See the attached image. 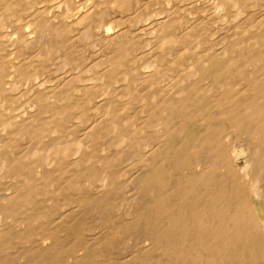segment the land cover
Listing matches in <instances>:
<instances>
[{"label":"bare ground","instance_id":"6f19581e","mask_svg":"<svg viewBox=\"0 0 264 264\" xmlns=\"http://www.w3.org/2000/svg\"><path fill=\"white\" fill-rule=\"evenodd\" d=\"M37 1L0 0V27L10 22L13 25L10 19L18 18H24L22 24L29 27L19 28L16 21V30L11 29L15 33L8 28L12 32L4 33L8 38L0 37L3 39L0 41V241L16 239L26 243L55 239L61 236V227L65 230L60 231L69 233L76 230L74 236L78 237L88 231V226L97 224L106 227L108 239L130 231L143 233L144 239L155 247L154 252L159 253L156 255L161 256L155 257L159 264H170L168 258L172 262L170 252L177 261L172 264H264V225L259 214L260 201H264V179L255 190L251 188V178L247 182L243 177L247 173L259 175V179L264 177L263 0H214L217 4L224 3L235 16L233 24L228 25L231 31L216 45L204 43L209 35L205 34L208 28L205 30L204 25L192 22L194 25L186 28L188 24L183 25L186 20L181 24L182 18L176 17V20L171 15L156 21L150 18L151 25L146 22V26L136 28L138 31L133 23L127 24L128 28L120 25L121 29L119 25L118 28L104 26L98 36L100 44L103 43V50L98 51L100 59L96 56L95 65L87 60L102 72V86L78 89L70 83V87H62V92L60 89L45 91L43 84L34 86L35 74L33 86L23 85L24 81L31 83L32 80L28 76L32 69L26 71L30 58L23 57L36 52L39 60L43 53V56H52L61 49L60 55H64L66 62L63 65L78 64L81 70L83 65L79 63L83 62L81 59L86 61L89 46H84L85 51L81 52L80 47V54L74 51L75 45L88 40L91 17H96L90 9L75 14L78 0H62L63 4H59L75 14L72 21L63 17L66 14L60 18L62 12L58 9L55 12L58 4L49 13L47 4L40 0L47 9L42 10L41 6L42 11H38ZM108 1L110 12L121 19L126 16V20L122 19L124 25L128 17L138 16L130 10L134 7L129 4L131 0ZM115 14L111 15L115 17ZM148 47L152 50H147L149 55L145 58L148 59L143 60ZM38 55L41 56L38 58ZM76 55L79 58L82 55L78 63ZM170 71L176 78L179 75L177 85L181 86L172 90L173 84L172 91L169 90L163 86L166 77L160 86L168 91L156 90L159 79ZM49 78L48 74V81ZM77 78L68 81L75 85ZM117 79L122 82L114 88ZM195 126L200 127L198 131H194ZM229 128L239 132L238 137L243 140L251 139L250 146L256 144L251 146L249 154L246 151L249 156L245 161L237 158V138L233 142L224 140ZM176 143L179 146L173 148ZM244 148L247 149L245 145ZM199 155L202 157L198 158ZM172 164V169L183 174H175L181 175L175 182L170 176H174L170 173ZM170 183L186 191L185 201L181 194L175 201L172 195L169 197L173 190H169ZM185 210L190 217L184 216ZM189 234L193 238L191 242ZM188 241L190 244L185 246Z\"/></svg>","mask_w":264,"mask_h":264},{"label":"rangeland","instance_id":"374dc122","mask_svg":"<svg viewBox=\"0 0 264 264\" xmlns=\"http://www.w3.org/2000/svg\"><path fill=\"white\" fill-rule=\"evenodd\" d=\"M37 1V0H36ZM40 0H38L37 1V5L35 6V7H37V8H35V9H37L38 11H40L41 10V6L43 7L44 5H46L47 6V8H46V6H45V8L43 7L42 8V10L43 9H47V10H51V8H52V11H54L53 10V8L55 7V5H57L54 9H55V12H57L58 10V12L59 13H61L62 12V14H60V18H62L61 17V15H65L66 14V16H63V17H65V19L66 20H68V21H72V19H73V17L72 16H74L76 13H78V12H82L81 10H86V9H90V10H92V12H93V15L95 14V19H94V17L92 16L91 17V19H92V21L90 22V28H88L87 30V33L90 35H88L89 37H87L88 38V40H85V41H80V42H78V44L77 45H75L76 47V50H74V49H72V51L74 50L75 52L76 51H78L79 52V49H80V47H81V50H80V52L83 50V51H85V47L84 46H86V47H88V48H86L87 50H86V54H87V57H85L86 58V61L85 60H82L81 59V61H83L82 63H79V66H82L81 67V70H85V72H86V74L84 73V72H82L79 68H78V62L80 61V60H78V59H80L81 57H82V55H84V56H86V54H84L85 52H82L83 54L80 56V58H79V56H75V57H78V58H75L76 60L75 61H77V63L74 61V63H76L77 65H73V66H75V67H73V70H72V67L70 66V65H63V63L64 64H66V62H65V60H64V55H60V51L59 50H61V49H58L57 50V52L55 53V55L53 54L52 56L51 55H46V56H43L44 55V51H42L41 52V54H42V56L41 55H38V58H39V56H41V58H39V60H41L42 59V57L43 58H48L47 59V62H45L46 61V58H45V63L47 64V65H43V61H41L42 63H40V61L39 60H36L37 58L35 57V55H36V52H35V54L34 53H31V55L28 57V55L27 56H25V57H23L24 59H29L30 58V60H28L29 61V64H30V66H29V64H28V66L29 67H32V68H30L29 69V67L28 66H26V68L25 69H27V67H28V69L26 70L27 72H29V70H31L32 71V74H29L28 75V73H26V75H28V76H30L31 77V79L33 78V75L35 74V76H34V79L36 80V82H35V80H31V81H29V82H31V83H28V81H27V83H25L26 81H24L23 82V85H25L27 88H29V86L31 87V86H33L34 85V82H35V85L34 86H38L39 84L41 85V84H43V85H41L42 87H44V88H46V89H43V90H45V91H47L48 89L49 90H52V89H54V90H59L60 92H62L63 91V88L62 87H68V85H69V87H70V85L72 84V86L71 87H77L78 89H83V88H88V87H93V88H98V87H101L102 86V84H103V82H100V80H101V76H102V72L100 71V70H98V68L96 69V68H94L95 66H91V64L92 65H95L96 63H98L97 61H98V59H97V57L99 58L100 57V53H98V51H99V49L102 51L103 49V47H102V42H101V44H100V40H99V38H98V36H99V34L101 33V30H103V28H105V27H113V28H116V26L117 25H119V29H121V26L124 28V27H127L128 28V26H126L127 24L129 25L130 23H133V27H135V29L137 28V29H139L140 27L142 28V27H144V25L146 26L147 25V23L148 24H150L151 25V20H150V18L152 19V21H156L157 19L159 20V19H162V18H168V17H170V15L173 17V16H175V18L177 17L180 21H181V24L182 23H184V22H186V23H184L183 25L185 26V25H187L186 26V28H189V27H191L192 25H194L195 23L196 24H198V23H201L202 24V26L204 25V27H205V30H206V28H208L206 31L207 32H205V34H209L210 35V33L212 34L211 36H212V40H209L210 39V37H209V35H206V40H207V42H205L204 41V43H206V44H210V45H212L213 43L216 45V44H218L219 42H221V40L223 39V37H224V35L225 34H227V32L229 33L230 31H231V27H230V29H229V26H231L232 24H233V22H234V19H235V16H233L232 14H233V11H229L228 10V7L226 6V5H224V3H220V4H217V3H214L215 1L214 0H194V2H193V0H181L182 2H179L180 0H172L171 1V3H170V0L167 2V1H164V0H135V4H134V1L133 0H131L130 2H129V0H127V2H129V4H131V5H129V8H130V6L131 7H133V5H134V7H133V9L132 8H130V10H131V12L132 13H135L136 12V15H138L140 18H137L138 16H135V14L132 16V18L130 17H128L127 18V22L125 21V25L123 24L124 22H123V20H126L125 18H126V16L124 17V18H120L119 16H117L115 13H112V12H110L109 10H108V8L109 7H107V3L109 2L108 0H105V1H107L106 2V8L105 9H103L104 8V6H105V4H103V3H105V1L103 0H101L100 2L102 3H100L99 4V0H78V1H80V4H78L79 6V8H76V12H75V14L74 13H72V12H69V11H66V10H68V8H63L62 6L63 5H61V7L59 6V4H63V2H62V0H42L43 1V4H42V1H40V3H38ZM46 1V2H45ZM47 1H49V2H47ZM51 1V2H50ZM174 1V2H173ZM192 3H191V2ZM213 1V2H212ZM261 1V0H260ZM54 3V4H51V3ZM84 2V3H83ZM85 2H89L88 4H86ZM93 2V3H92ZM147 2V3H146ZM163 2H166V3H164L163 4ZM176 2V3H175ZM204 2H205V4H204ZM212 2V3H211ZM262 2H264V0L262 1ZM36 3V2H35ZM56 3V4H55ZM91 3V4H90ZM142 3H143V5H142ZM168 3V4H167ZM178 3V4H177ZM187 3V4H186ZM39 4H40V7H39ZM42 4V5H41ZM50 4V6H48ZM83 4V5H82ZM90 4V5H89ZM93 4H94V6H93ZM99 4V5H98ZM140 6H139V5ZM149 4H150V6H149ZM92 5V6H91ZM102 6L103 5V7H96V8H94L95 6ZM161 5V6H160ZM184 5H185V8H184ZM209 5H212V6H210L209 7ZM221 6V8H220V6ZM58 6H59V8H58ZM173 8V10H172V8ZM191 6V7H190ZM202 6V7H201ZM206 6V7H205ZM215 6V7H214ZM50 7V8H49ZM137 7H138V9H137ZM157 7H159V9H157ZM207 7H209V8H207ZM40 8V9H39ZM61 8V9H60ZM83 8V9H82ZM98 8V9H97ZM143 8V9H142ZM167 8H168V10H167ZM170 8V9H169ZM194 8V9H193ZM56 9H58V10H56ZM63 9V10H62ZM64 9H65V13H63L64 12ZM135 9V10H134ZM142 11H141V10ZM151 9V10H150ZM153 9V10H152ZM183 9V10H182ZM41 10V11H42ZM107 10V11H106ZM138 10V11H137ZM162 10V11H161ZM179 10V11H178ZM198 10V11H197ZM201 10V11H200ZM224 10V11H223ZM225 10H227V11H225ZM45 11V10H44ZM49 11H47V12H49ZM52 11H50L49 13H51ZM104 11V12H103ZM169 11V12H168ZM171 11V12H170ZM195 13H194V12ZM71 13V14H69V13ZM97 12H99L100 13V17H98V14H96ZM149 12V13H148ZM172 12H174V13H172ZM191 12V13H190ZM203 12V13H202ZM102 13V14H101ZM108 13V14H107ZM114 16V14H115V17H113L111 14ZM161 13V14H160ZM164 13V14H163ZM228 13H231V15H229ZM150 14H152V15H150ZM166 14H168L167 15V17H166ZM183 14V15H182ZM208 14V15H207ZM228 14V16H230L229 18H228V16L227 17H224V15L226 16ZM70 15V16H69ZM97 15V16H96ZM165 15V16H164ZM190 15V16H189ZM199 15V16H198ZM104 16V17H103ZM106 16V17H105ZM109 16V17H108ZM135 16V17H134ZM160 16V17H159ZM179 16V17H178ZM67 17V18H66ZM118 17V18H117ZM153 17V18H152ZM184 17V18H183ZM187 17V18H186ZM196 17L198 18V19H196ZM215 17H216V19H215ZM101 18V19H100ZM109 18V19H108ZM136 18V19H135ZM145 18V19H144ZM176 18V20H178ZM194 20H193V19ZM90 19V20H91ZM103 19V21H101ZM132 21H131V20ZM134 19V20H133ZM137 19H141L140 21L138 20L137 21ZM196 19V20H195ZM10 20H12V22H14V24L13 25H10L11 24V22H10V24H8V23H5L4 24V26L5 27H2V30H1V27H0V31H1V33H0V37H2V38H4V40H5V37L6 38H8V35L9 34H11L12 32L11 31H15L16 29L14 28L15 26L14 25H16V23L18 22L19 24H18V26H19V28H21L22 26L24 27V25L22 24V23H24L23 21H25L24 20V18L23 19H21V18H18V19H15V21L13 20V19H10ZM23 20V21H22ZM89 20V21H90ZM117 20H122V24L124 25H122L121 23H120V21H118V23H117ZM184 20H186V21H184ZM188 20H190V21H188ZM17 21V22H16ZM184 21V22H183ZM200 21V22H199ZM16 22V23H15ZM99 24H97V23ZM102 23V24H100V23ZM116 22V23H115ZM147 22V23H146ZM194 24H193V23ZM26 23V22H25ZM191 23V24H190ZM7 24V25H6ZM96 24V25H95ZM105 24V25H104ZM115 24V25H114ZM97 26V27H94V26ZM114 25V26H113ZM121 25V26H120ZM131 25V24H130ZM129 25V26H130ZM141 25V26H140ZM191 25V26H190ZM208 25V26H207ZM229 25V26H228ZM9 26V27H8ZM93 26V27H92ZM98 26H99V28H98ZM105 26V27H104ZM132 26V25H131ZM189 26V27H188ZM22 27V28H23ZM92 27V28H91ZM133 27H129V28H131V31H134L135 32V29L133 28ZM3 28H5L6 30H4ZM11 30V29H13V30H9V29ZM24 28H29V27H24ZM117 28H118V26H117ZM92 29V30H91ZM95 29V30H94ZM136 29V31H138ZM209 29H210V32H209ZM228 29H229V31H228ZM4 30V32H3V35H1L2 34V31ZM13 31V32H14ZM96 31H98V32H96ZM7 32H11V33H7ZM4 33H7L6 35H4ZM15 33V32H14ZM91 33V34H90ZM94 36H97V37H94ZM215 37V39H214V37ZM219 36V37H218ZM220 36H222V38L220 37ZM11 37H16V36H11ZM91 37V38H90ZM209 37V38H208ZM2 38H0V41H1V39ZM220 38V39H219ZM90 39H92V41L90 40ZM99 41H98V40ZM3 40V39H2ZM90 40V41H89ZM209 40V41H208ZM217 42H216V41ZM1 42H3V41H1ZM95 42H97L96 44H95ZM213 42V43H212ZM82 45H81V44ZM212 43V44H211ZM90 44V45H89ZM96 46H95V45ZM99 44H100V46H101V48H100V46H99ZM208 44V45H209ZM213 44V45H214ZM88 45V46H87ZM93 45V46H92ZM97 45L99 46V48L97 47ZM79 46V47H78ZM90 47H95L93 50L90 48ZM43 49V48H42ZM41 49V50H42ZM88 49H90L91 50V52L89 51V53H90V55L88 54ZM149 49H151L150 47H148L147 49H146V51H145V53L147 52V53H149L147 50H149ZM40 50V49H39ZM152 50V49H151ZM150 50V51H151ZM47 51V50H46ZM45 51V53H47ZM71 51V50H70ZM73 51V52H74ZM79 52V53H80ZM93 52H94V57L92 56V54H93ZM58 53V54H57ZM79 53H78V55H79ZM92 53V54H91ZM145 53H143V57H144V59L143 60H147L148 58V55L149 54H147L146 53V55H145ZM48 54V53H47ZM59 56V58H58V56ZM61 54H63V53H61ZM81 54V53H80ZM33 55H34V57H33ZM57 56V57H56ZM84 56H83V58H84ZM91 56V57H90ZM97 56V57H96ZM145 56H147L146 58H145ZM63 57V58H62ZM90 58V59H87V58ZM84 58V59H85ZM91 58H94V59H91ZM96 58V59H95ZM24 59H22L21 58V60H24ZM33 59H35V60H33ZM52 59V60H51ZM100 59V58H99ZM44 60V59H43ZM54 60V61H53ZM57 60V61H56ZM59 60V61H58ZM87 60H89V62H91V64L87 61ZM91 60V61H90ZM96 61V62H94V63H92V61ZM25 61V60H24ZM28 61H27V63H28ZM34 61H35V63L38 65V66H35L36 64H32V63H34ZM51 61V62H50ZM86 62V65H85V62ZM18 62H20V59L18 60ZM39 62V63H38ZM50 62V63H49ZM57 62H59L58 64H56ZM61 62H62V65H61ZM44 63V64H45ZM87 63L88 64H90V66H91V69H90V66H89V68H88V66H87ZM41 64H42V66H41ZM51 65V66H50ZM60 65V66H59ZM50 66V67H49ZM84 66H85V68H84ZM87 66V67H86ZM36 67H38V68H35ZM42 68V71H41V69L40 68ZM67 67H69V68H66ZM77 67V68H76ZM46 68V69H45ZM53 68V69H52ZM65 69V71H64V69ZM86 68H88V69H86ZM35 69V70H34ZM37 69H38V71H39V75L38 74H36V71H37ZM78 69V70H77ZM34 70V71H33ZM44 70V71H43ZM46 70V71H45ZM62 70V71H61ZM72 70V71H71ZM77 70V71H76ZM83 70V71H84ZM41 71V72H40ZM49 73H48V72ZM80 71V72H79ZM34 72V73H33ZM44 73V74H40V73ZM55 72H57V73H55ZM61 72V73H60ZM79 72V73H78ZM90 72H91V74L93 73V75H91L90 74ZM96 72V73H95ZM101 73L100 75L98 74V73ZM49 74V81H48V74ZM50 73H52V75L54 76H50L51 74ZM63 73V74H62ZM80 73H82V74H84V75H82V74H80ZM88 73L90 74V75H88ZM170 73H171V71H170ZM170 73H167L166 74V76H164V77H162L161 79H159V86H160V84H163V82L165 81L164 79L166 78V81L164 82V84H163V86H166L167 88H169V90H171V86L173 85V88H172V90L173 89H175L176 87H178V86H181V85H177L178 84V82H177V79L179 80V78L180 77H178L179 75H177V78L176 77H174L175 76V74L173 75V73H171V75H169ZM57 74V75H56ZM62 74V75H61ZM67 74V75H66ZM72 74V75H71ZM78 74V75H77ZM41 75V76H40ZM47 75V76H46ZM76 75V77H78L77 78V83L79 84H77V83H75V85L73 84V82H71V81H74L75 80V78H74V76ZM97 75H99L98 76V78L97 77H95V76H97ZM168 75V76H167ZM172 75H173V77H172ZM36 76L38 77V83H37V78H36ZM62 77V78H60V77ZM67 76H69V78L67 77ZM81 76V77H80ZM84 76V77H83ZM87 76H89L88 78H87ZM45 77V78H44ZM173 78V80H172V78ZM53 78V79H52ZM60 78V79H59ZM63 78H65V79H63ZM67 78V79H66ZM74 80H73V79ZM82 78V79H81ZM91 78H92V80H91ZM95 78V79H94ZM170 78V79H169ZM51 79V80H50ZM57 79H58V82H57ZM63 79V80H62ZM79 79V80H78ZM81 79V80H80ZM84 79V80H83ZM169 79V80H168ZM176 79V81H174ZM42 80V81H41ZM55 80H56V83L57 84H54V82H55ZM68 80H71V81H68ZM89 80H90V83H89ZM93 80L94 81H96L95 83H93ZM173 81V82H170V83H172V84H168L169 83V81ZM41 81V82H40ZM47 81V82H46ZM54 81V82H53ZM86 82V83H84V82ZM98 81V82H97ZM162 81V83H160ZM40 82V83H39ZM82 82V83H81ZM92 82V83H91ZM122 82L120 79H117L116 80V84L114 85V88L115 87H120V83ZM167 82V83H166ZM190 82H192V80H190ZM189 82V83H190ZM25 83V84H24ZM50 83V84H49ZM61 83V84H60ZM63 83H65L64 85H63ZM66 83H68V84H66ZM71 83V84H70ZM83 83H84V85H83ZM89 83V84H88ZM97 83H99V84H97ZM101 83V84H100ZM118 83V84H117ZM28 84H30V85H28ZM37 84V85H36ZM46 84H47V86H46ZM51 84H53V85H51ZM58 84H60L61 85V87H60V85H58ZM77 84V85H76ZM81 84L84 86H81ZM88 84V85H87ZM168 84V85H167ZM176 84V85H175ZM45 85V86H44ZM85 85H87V86H85ZM94 85V86H93ZM101 85V86H100ZM157 84H156V87H155V89L156 90H158V89H161V90H163L164 88L165 89H167L166 87H162V85L160 86V87H162V88H160L159 86H158ZM171 85V86H170ZM40 86V87H41ZM56 86H58V87H56ZM169 86V87H168ZM26 87H22V88H26ZM39 87V86H38ZM48 87V88H47ZM56 87V88H55ZM41 89V90H42ZM155 90V91H156ZM171 90V91H172ZM53 91V90H52ZM167 91H168V89H167ZM171 91L167 94L168 96L171 94ZM23 94L25 93V92H22ZM25 98H26V96H25ZM25 98H23V99H25ZM23 99H22V101H23ZM19 102H21V101H19ZM192 125V124H191ZM191 125H189V129H188V131H189V134L191 133ZM200 126V125H199ZM198 128H200V127H196L195 126V128H193V129H195L194 131H198ZM231 131H230V130ZM227 131L229 132L230 131V133H228V132H226L228 135H226L225 136V138H224V140H227L228 139V141H229V139L231 140L230 142H233V141H236V139L235 138H237V141H236V144H237V151H238V159H239V161H245V159L246 158H248L247 156H249L248 154L250 153V149L252 150L253 149V147H251V146H253L252 145V143H253V141H251V139L249 140V141H247V138H244V139H246V140H243V138H240V137H238V135L240 136V134H238L239 132H237L236 130H233V128H229ZM200 131V133H201V129L199 130ZM234 131H236V132H234ZM199 133V132H198ZM236 134V135H233V134ZM190 136V135H189ZM189 136L187 137V141L189 140H191V139H189ZM235 139H233V138ZM233 140V141H232ZM243 140V141H242ZM242 141V142H241ZM250 141L252 142L251 143V146H250V144H248V143H250ZM240 144H239V143ZM243 142H246V144H243ZM243 144V145H242ZM244 145H245V147H247V149L246 148H244ZM256 145V144H255ZM255 145H254V147H255ZM179 146V143L177 144H175V146H173V148H177ZM243 149H245V150H243ZM248 152V154H247V152ZM201 158L202 156L201 155H199L198 156V158ZM204 160V159H203ZM203 160L201 159V162H203ZM196 161V160H195ZM205 161V160H204ZM195 163V162H194ZM240 166V165H239ZM172 167H173V164L171 165V171H170V173L171 174H174V176L173 175H170L171 177H173V178H171L172 180H173V182H175V180H177V178L179 177V178H181L180 176L181 175H183V174H181V172L180 173H178L176 170H174V168L172 169ZM241 167H242V163H241ZM174 171V172H173ZM175 172H177V173H175ZM186 173V172H185ZM175 174H181V175H178V177H177V175H175ZM251 176H253V177H251ZM176 177V178H175ZM244 177V179H246L247 178V182H249V180L250 179H248V178H251V181H250V184H251V188L253 189V188H256L255 190H257V188H259L260 187V184H261V182H262V178L264 179V177H261L260 176V178L261 179H259V175L257 176V174H249L248 175V173H247V176H243ZM178 178V179H179ZM175 179V180H174ZM172 180H170V182L172 181ZM173 182H171V183H173ZM256 185V187H254L255 185L253 184V183ZM170 183V184H171ZM252 185H254V186H252ZM173 188H172V187ZM171 186H170V189L169 190H171V189H173V190H171L172 191V193L171 192H169L170 194H169V197H170V195H172V197H173V200L175 201V200H177L178 199V196H180V194H181V198H182V196L184 197L183 199H184V201L186 200V196H184L185 195V190H183L182 189V191L184 192V193H182V191H181V189H179L180 190V192H178L179 190H178V188H175V183H174V185H172L171 184ZM250 186V185H249ZM175 188V189H174ZM174 190L175 191H177L176 193L174 192ZM175 193V194H174ZM173 194H174V196H173ZM202 194V193H201ZM177 197H176V196ZM202 196V195H201ZM174 197H176V198H174ZM170 199V198H169ZM170 200H172V198L170 199ZM173 202V201H172ZM171 202V203H172ZM176 203V202H175ZM204 203H205V200H204ZM258 203H259V201H258ZM260 206H259V214H260V217H261V219L263 220V225H264V208L262 209V205L264 204V201L262 202V201H260ZM263 203V204H262ZM173 204H174V202H173ZM263 207H264V205H263ZM172 208V207H171ZM172 210H174L175 211V209H171V211ZM172 213V212H171ZM187 214V215H185V214ZM173 214V213H172ZM183 214H184V216H187V217H190L189 216V214H188V211H184L183 212ZM186 218V217H185ZM188 219L189 218H186V220L188 221ZM93 226V227H92ZM97 226V227H96ZM109 227V226H108ZM112 227H114V226H112ZM61 228H63L64 230H65V228L64 227H61ZM60 228V229H61ZM87 227H85V229H86ZM93 230H92V229ZM99 228V229H98ZM101 228H104L103 226L101 227V226H98L97 224L96 225H94V224H92V225H90V227L88 226V228H87V230H85V231H87V232H84V234L83 235H80V236H78V237H75L76 236V230H73V231H70V233L71 232H73L74 234L72 235V233L70 234L69 232H67V231H60V229H59V235H61L59 238L57 237V236H54V237H57V238H55V239H52L51 237H49V238H47V239H45V241L43 240V239H41V240H39V239H35L36 241H38V242H35V240H33V241H31V240H29L28 242L26 241V243H23V242H19L18 240H3V241H0V247L2 246L1 245V243L2 244H4V247L2 246L1 248H0V264H64L65 262L67 263V264H148L147 262H150V261H152L153 259L155 260L154 262H151V264H157L158 262H159V260L157 259V258H160L161 256H157V255H159V253H156V252H154L155 251V247L153 246V244H151L152 245V247H150L151 245H150V243L148 242V241H146V239H144V234L142 233L141 234V232L139 233V234H141V235H143V236H141V235H139L138 233H136V232H133V233H127V234H123V235H120V236H118V237H116V238H112V239H108V236H107V232H106V227L104 228L105 229V231H103L104 229H101ZM110 229H111V226H110ZM113 229H115V227L113 228ZM84 230V229H83ZM90 230V231H89ZM102 230V231H101ZM102 232V233H101ZM104 232V233H103ZM87 233V234H86ZM92 233V234H91ZM96 233V234H95ZM98 233V234H97ZM63 234V235H62ZM90 236H89V235ZM94 234V235H93ZM100 234H101V236H100ZM105 234V235H104ZM131 236V237H129V235ZM58 235V236H59ZM66 235H68V236H66ZM72 235V236H71ZM75 235V236H74ZM86 235V236H85ZM126 235V236H125ZM89 238H88V237ZM188 236H190V237H188V239L189 238H191L189 241L191 242L192 241V237H191V234H189ZM68 237V238H67ZM80 237V238H79ZM91 237V238H90ZM92 237H93V239L94 240H92ZM101 237V238H100ZM127 237V238H126ZM135 237H137V238H135ZM143 237V238H142ZM129 238H130V240H129ZM76 239V240H75ZM78 239V240H77ZM82 239H83V241H85V242H87V243H85V242H83L82 241ZM98 239V240H97ZM105 239H107V240H105ZM124 239H126V240H124ZM139 240V242H135V240ZM54 240V241H53ZM129 240V241H128ZM5 241H6V243H5ZM15 241V242H14ZM19 243H18V242ZM71 241V242H70ZM75 241V242H74ZM79 241V242H78ZM89 241V242H88ZM101 243H100V242ZM127 241V242H126ZM134 241V242H133ZM187 241V240H186ZM188 241V242H189ZM10 242V243H9ZM17 242V243H16ZM41 242V243H40ZM49 242V243H48ZM188 242H186L184 245L186 246L187 244H190V242L188 243ZM31 243V244H30ZM44 243H46V245L44 244ZM54 243V244H53ZM62 243V244H61ZM76 243V244H75ZM82 243V244H81ZM84 243H85V245H84ZM94 243V244H93ZM141 243H143V244H141ZM17 244V245H16ZM19 244H20V246H19ZM39 244V245H38ZM43 244V245H42ZM150 246H149V245ZM7 245V246H6ZM9 245V246H8ZM15 245V246H14ZM25 245V246H24ZM48 245H50L51 247H49ZM55 245V246H54ZM64 245V246H63ZM106 245V246H105ZM145 245H147V246H145ZM17 246H19V247H17ZM31 246H33V247H31ZM60 246V247H59ZM94 246V247H93ZM102 246V247H101ZM7 247H9V248H7ZM11 247V248H10ZM43 247V248H42ZM64 247V248H63ZM69 247H72L71 249L69 248ZM92 247V248H91ZM131 247V248H130ZM18 248V249H17ZM53 248H55V250L53 249ZM60 248V249H59ZM115 248V249H114ZM146 248V249H145ZM11 249V250H10ZM42 249H44V250H42ZM65 249V250H64ZM129 249H130V251H129ZM132 249V250H131ZM154 249V250H153ZM53 250H54V252H53ZM59 252H58V251ZM67 250V251H66ZM4 251V252H3ZM48 251V252H47ZM56 251V252H55ZM146 251V252H145ZM152 251L155 253H152ZM172 251H173V249H172ZM47 252V253H46ZM91 252V253H90ZM31 253V254H30ZM136 253V254H135ZM139 253V254H138ZM72 254V255H71ZM157 254V255H156ZM26 255V256H25ZM77 255V256H76ZM170 255L172 256V258L174 259V255H173V253H171L170 252V254H169V257H170ZM150 256V257H149ZM157 256V258H155ZM135 257V258H134ZM153 257V258H152ZM56 258V259H55ZM93 258V259H92ZM133 258V259H132ZM77 259V260H76ZM136 259H137V261H136ZM152 259V260H151ZM173 259H171L172 260V262L170 261V258H168V261L170 262V264H172L173 263ZM176 259V258H175ZM63 260V261H62ZM133 260H135V261H133ZM56 261V262H55ZM176 261V260H175ZM175 261H174V263H175ZM177 262V261H176ZM65 263V264H66ZM160 263V262H159ZM158 263V264H159ZM178 264H180V262H178ZM263 264V263H262Z\"/></svg>","mask_w":264,"mask_h":264}]
</instances>
